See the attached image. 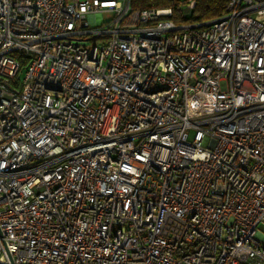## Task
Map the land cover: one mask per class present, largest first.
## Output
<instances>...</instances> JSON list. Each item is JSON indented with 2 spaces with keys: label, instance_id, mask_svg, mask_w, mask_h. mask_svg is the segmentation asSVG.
<instances>
[{
  "label": "built area",
  "instance_id": "obj_1",
  "mask_svg": "<svg viewBox=\"0 0 264 264\" xmlns=\"http://www.w3.org/2000/svg\"><path fill=\"white\" fill-rule=\"evenodd\" d=\"M0 264H264V0H0Z\"/></svg>",
  "mask_w": 264,
  "mask_h": 264
},
{
  "label": "trees",
  "instance_id": "obj_2",
  "mask_svg": "<svg viewBox=\"0 0 264 264\" xmlns=\"http://www.w3.org/2000/svg\"><path fill=\"white\" fill-rule=\"evenodd\" d=\"M185 1V0H184ZM228 0H193V7L185 16L182 15L180 0H130L133 9L142 8H169L171 19L176 22H206L225 12Z\"/></svg>",
  "mask_w": 264,
  "mask_h": 264
},
{
  "label": "rangeland",
  "instance_id": "obj_3",
  "mask_svg": "<svg viewBox=\"0 0 264 264\" xmlns=\"http://www.w3.org/2000/svg\"><path fill=\"white\" fill-rule=\"evenodd\" d=\"M180 1H184V0H180Z\"/></svg>",
  "mask_w": 264,
  "mask_h": 264
}]
</instances>
